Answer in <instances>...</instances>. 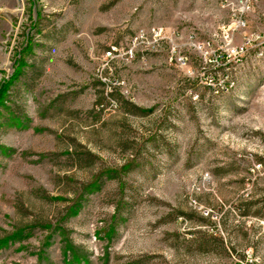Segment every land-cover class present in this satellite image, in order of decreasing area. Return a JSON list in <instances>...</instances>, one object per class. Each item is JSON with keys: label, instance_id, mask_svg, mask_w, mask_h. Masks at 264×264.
I'll return each mask as SVG.
<instances>
[{"label": "rangeland", "instance_id": "obj_1", "mask_svg": "<svg viewBox=\"0 0 264 264\" xmlns=\"http://www.w3.org/2000/svg\"><path fill=\"white\" fill-rule=\"evenodd\" d=\"M237 9L0 0V264H264V60L232 51Z\"/></svg>", "mask_w": 264, "mask_h": 264}, {"label": "built area", "instance_id": "obj_2", "mask_svg": "<svg viewBox=\"0 0 264 264\" xmlns=\"http://www.w3.org/2000/svg\"><path fill=\"white\" fill-rule=\"evenodd\" d=\"M229 1L231 4L235 3L236 5H238L237 11L239 12L237 14V18L234 21V25L229 28L230 30H232L231 33L233 34L234 31L244 30L247 27L246 14L256 6V3L259 0H229ZM263 19H264V14H263ZM231 33H229V35ZM254 41H257L256 57L264 60V36L259 33H254V32L246 33V34L244 33V39L242 43L238 46L232 47V51L242 52L248 49V47L252 46V43ZM111 53L112 51L108 52V54ZM255 167L257 170H262V171L264 170V157L262 158V160H260V162H258L255 165Z\"/></svg>", "mask_w": 264, "mask_h": 264}, {"label": "crops", "instance_id": "obj_3", "mask_svg": "<svg viewBox=\"0 0 264 264\" xmlns=\"http://www.w3.org/2000/svg\"><path fill=\"white\" fill-rule=\"evenodd\" d=\"M264 0H259L256 6L247 12L246 18L248 21V26L242 31L245 32H256L264 36ZM254 23V25L252 24Z\"/></svg>", "mask_w": 264, "mask_h": 264}, {"label": "trees", "instance_id": "obj_4", "mask_svg": "<svg viewBox=\"0 0 264 264\" xmlns=\"http://www.w3.org/2000/svg\"><path fill=\"white\" fill-rule=\"evenodd\" d=\"M0 97H1V95H0Z\"/></svg>", "mask_w": 264, "mask_h": 264}]
</instances>
